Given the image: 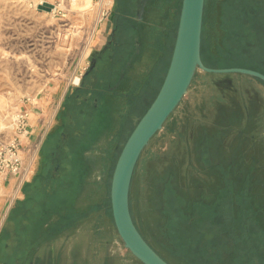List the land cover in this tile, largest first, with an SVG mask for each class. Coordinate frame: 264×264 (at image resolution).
<instances>
[{
	"label": "rangeland",
	"instance_id": "1",
	"mask_svg": "<svg viewBox=\"0 0 264 264\" xmlns=\"http://www.w3.org/2000/svg\"><path fill=\"white\" fill-rule=\"evenodd\" d=\"M103 1L84 4L76 0L72 7L68 0H0V143L8 144L17 137L14 131L17 114L28 113L41 100L49 103V135L58 124L67 99L74 95L83 79L89 80L94 75L92 59L112 48L113 33L118 30L119 38L122 28V12L116 7V0L101 13L99 6ZM143 1L140 18L145 24H157L162 37L170 26L175 29L182 0L169 4L163 0L164 6L159 5L158 11L153 8L160 0ZM44 2L60 5V11L56 14L53 13L56 8L52 13L40 11L37 4ZM103 29H106L104 34ZM129 33L126 32L125 44L131 49V59L122 74L124 80L121 77L119 85L111 87L116 92L115 99L85 121L92 131L84 145L98 134L83 155V161L79 154L75 156L76 165L80 162L86 165L87 180L105 183L110 201L111 220L105 222L103 253L96 256L94 245L89 244L88 264H141L125 248L116 231L110 200L111 182L131 131L167 73L165 68L159 71L163 53L157 41L148 34L135 35L136 42L132 45ZM100 39L105 45H97ZM165 41L162 39L163 46ZM92 78L95 81L96 77ZM131 104L135 109L129 112ZM126 116L128 124L123 129ZM43 146L35 148L33 156L25 160L31 166L29 181L37 173ZM206 146L210 149L208 164ZM20 154L24 156L23 143ZM78 172L73 175V181L79 180ZM220 172L225 180L230 179L236 196L244 192L249 196L256 219L264 228V85L247 77L225 79L198 72L188 95L143 152L131 187L134 222L148 244L169 264L190 263L174 244L170 217L165 214L168 204L165 191L169 187L176 188L183 200L185 215L195 219L197 203L212 204L224 191ZM9 203L0 208V231L6 224L12 225L20 215L18 206L6 221L13 206ZM44 216V213L37 214L38 218L35 215L37 224ZM4 239L6 235L1 241ZM41 249L35 264H53L55 253L47 243ZM62 254L64 256L65 252ZM62 263L64 260L59 261Z\"/></svg>",
	"mask_w": 264,
	"mask_h": 264
},
{
	"label": "trees",
	"instance_id": "2",
	"mask_svg": "<svg viewBox=\"0 0 264 264\" xmlns=\"http://www.w3.org/2000/svg\"><path fill=\"white\" fill-rule=\"evenodd\" d=\"M116 2V7L122 8L120 1ZM123 23L128 29V23ZM178 23L179 17L176 27L174 25L175 29L171 26L167 28L163 37L158 27L150 34V39L157 41L163 53L159 71L165 68V74L170 65ZM156 32L158 33L155 34ZM162 39L166 40L165 46L161 44ZM202 60L209 68H246L264 74V0H206ZM206 75L225 79L246 77ZM247 78L264 85V82L258 79ZM133 109L135 107L131 104L129 112ZM122 124L124 129L128 124V116ZM204 150L208 164L210 149L206 146ZM220 173L222 176L223 173ZM222 181L225 189L216 202L197 203L194 206L197 217L195 219L185 215L183 200L176 188L169 187L165 191V199L168 202L165 214L170 217L174 244L190 264H264V228L256 219L257 213L249 204V196L245 192L236 196L228 177L225 180L222 176ZM5 263L0 256V264Z\"/></svg>",
	"mask_w": 264,
	"mask_h": 264
},
{
	"label": "crops",
	"instance_id": "3",
	"mask_svg": "<svg viewBox=\"0 0 264 264\" xmlns=\"http://www.w3.org/2000/svg\"><path fill=\"white\" fill-rule=\"evenodd\" d=\"M88 1L93 0H84ZM167 2L179 3L180 0ZM59 6L57 5L54 14L60 11ZM120 17L122 19V16ZM127 22L125 20V23ZM123 24L121 34L115 42L127 52L131 50L125 44L126 32H129V29ZM154 24H149L150 34L158 27ZM102 31L104 34L106 29ZM130 43L134 45L132 40ZM97 45L103 46L105 42L100 39ZM48 105L49 103L43 100L37 101V104L27 111L29 123L26 135L21 138L24 160L32 155L35 148L43 145L48 137ZM108 195V188L101 180H68L44 186L29 180L21 183L13 177L0 178V208L9 202L13 205L6 221H9L11 213L18 209V206L21 207L15 222L10 226L6 224L0 231L1 258L7 263L17 259L16 261H22L24 264H35L42 250L41 246L47 243L55 253L53 264H59V261L63 260L62 264H88L89 244L94 245L96 256L103 253L105 222L111 220ZM42 213L45 215L44 219L37 224V214ZM4 235L6 239L1 241ZM63 251L66 256H63Z\"/></svg>",
	"mask_w": 264,
	"mask_h": 264
},
{
	"label": "water",
	"instance_id": "4",
	"mask_svg": "<svg viewBox=\"0 0 264 264\" xmlns=\"http://www.w3.org/2000/svg\"><path fill=\"white\" fill-rule=\"evenodd\" d=\"M79 3L90 4L91 1ZM206 0H182L175 46L164 82L142 116L117 160L111 182L110 200L116 231L125 248L141 264H169L145 240L131 213V187L139 160L153 138L176 112L198 72L241 75L264 82V74L246 68H209L202 60V33ZM73 7V6H72ZM51 13L53 6L39 5ZM80 79L76 84L79 85Z\"/></svg>",
	"mask_w": 264,
	"mask_h": 264
},
{
	"label": "flooded vegetation",
	"instance_id": "5",
	"mask_svg": "<svg viewBox=\"0 0 264 264\" xmlns=\"http://www.w3.org/2000/svg\"><path fill=\"white\" fill-rule=\"evenodd\" d=\"M119 1L122 6L121 24L125 20L128 21L129 36L131 34L134 44L136 42L135 35L140 37L148 34L150 36L149 25L140 18L144 1ZM159 5L164 6V1L160 0L153 9L158 11ZM118 34V30H115L111 38V49L104 50L103 53L92 59L91 68L94 74L92 77H96L95 81L92 77L89 80L83 79L80 86L76 88L74 95L64 103L62 112L58 116V124L44 143L38 170L32 182L47 186L57 182L73 181V175L77 170H79V180H87L88 169L83 162H80L79 166L76 165L75 156L79 154L81 161H83V155L98 133L93 136L92 142L84 145L86 137L92 131L87 127L85 121L88 118H93L100 109L102 110L113 98L115 99L116 92L112 91L111 87L119 85L124 69L131 59L129 54L131 50L126 52L122 49L124 47L115 42L118 39ZM5 264H24V262L16 260L10 262L9 260Z\"/></svg>",
	"mask_w": 264,
	"mask_h": 264
},
{
	"label": "built area",
	"instance_id": "6",
	"mask_svg": "<svg viewBox=\"0 0 264 264\" xmlns=\"http://www.w3.org/2000/svg\"><path fill=\"white\" fill-rule=\"evenodd\" d=\"M25 2L29 0H23ZM41 4H37L38 6ZM109 13H107L108 15ZM106 13L103 14V18ZM28 113L21 112L15 118V132L17 137L8 144L0 143V178L17 177L21 183L28 180L31 166L20 154L21 143L19 137L26 135ZM31 163V162H30Z\"/></svg>",
	"mask_w": 264,
	"mask_h": 264
},
{
	"label": "bare ground",
	"instance_id": "7",
	"mask_svg": "<svg viewBox=\"0 0 264 264\" xmlns=\"http://www.w3.org/2000/svg\"><path fill=\"white\" fill-rule=\"evenodd\" d=\"M71 3V6H75L76 5V0H68ZM112 1L111 0H104L101 5L99 6V10L102 13L104 9H106L107 7H109L111 5ZM44 4H48V5H52L53 6V10L56 8V6L54 4L48 3V2H44L42 5ZM28 60V59H27ZM35 69L34 66L32 67V70ZM78 78H77V82H78ZM2 127V126H1ZM5 130V129H4Z\"/></svg>",
	"mask_w": 264,
	"mask_h": 264
}]
</instances>
